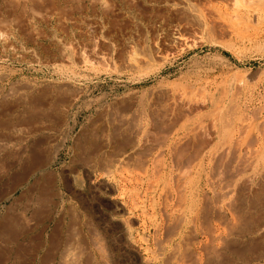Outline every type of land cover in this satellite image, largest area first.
Returning a JSON list of instances; mask_svg holds the SVG:
<instances>
[{
  "label": "rangeland",
  "instance_id": "rangeland-1",
  "mask_svg": "<svg viewBox=\"0 0 264 264\" xmlns=\"http://www.w3.org/2000/svg\"><path fill=\"white\" fill-rule=\"evenodd\" d=\"M105 1L107 3L105 2L104 7L98 5L97 7L91 0H0V25L11 26L7 44L0 45V177H3L6 183H12L14 180L16 184L20 183V188L27 189L36 187L35 183L38 182L36 178L52 179V186L48 185V197L40 198L48 199V214H53L55 219L60 218L62 231L68 239L60 249L62 257L51 258L58 261L55 264H173V262L188 264L191 256L193 261L190 263L193 264H264V257H260L255 250L248 249L242 244L251 236L258 239L264 235V227L254 234L236 236V227L229 229L225 221L227 217L230 222L235 220L232 210L227 207L229 198L234 194L228 192L225 187L228 181L232 184L240 182L243 174L238 171V165L248 147L251 149L253 147L257 155L260 151L262 153H260L262 156H258V163L248 172H255L256 181L262 180L264 169V27L262 26L264 22H260L262 25L258 24L252 30L250 25H254V17L245 15L244 25H246L230 24L232 30L229 29L228 33L222 35V43L206 41L202 46L169 57L165 64L160 66L156 55L167 49L172 30L179 24L182 27L194 24L195 20L190 11L183 8L170 11V5L176 0ZM214 2L213 7L216 11L224 10L221 2ZM31 12L36 14V18L30 17ZM247 18L250 20L246 21ZM244 28L247 30L245 31ZM247 35L249 39L246 38ZM91 40L97 42V48L110 54L108 55L111 60L116 62L114 65L118 64L115 68L113 63L109 66L105 65L106 67L77 63L74 50L87 49ZM127 41L131 44L134 42L132 45L135 54L146 55L148 59L153 56L156 59L154 60L153 57L149 59L145 72L144 69L131 71L132 73L129 72L130 70L117 69L119 62L127 57V47H125ZM63 47L68 48L70 59L74 63H66L60 59L59 51ZM151 60L155 63H150ZM158 67H164L163 72L172 73L169 80L200 77L202 84L208 88L216 87L219 91L226 89L227 99L225 98L223 103L227 102L224 103V108L222 107L226 112L223 109L220 112V120L224 119L220 121L222 129L210 144L201 169L202 192L207 191L205 193L207 197L210 195L209 198H212V200L208 198L210 204H221L225 215L222 218L225 219L224 221L217 218L213 220L214 230L216 234L223 236L228 235L230 230L233 235V239L227 244L219 241V244L215 243V250L219 252L216 253L217 256L205 251L203 243L206 237L198 227L194 236L187 235L190 226H193L187 223L190 218L189 213L185 214L187 218L185 224L177 232L173 231L174 221L171 220L176 217L179 210L169 202L163 204L162 196H157L159 190L147 186L151 179L153 154L149 155L148 163L146 162L147 170L146 165L142 167L145 171L142 168L140 170V167H130L131 164L124 163L123 166L122 164L111 166L107 172L96 161L98 151L86 143L87 140L100 137L98 133L90 131H93L99 119L94 108L84 109L86 101L96 99L102 94H106L107 100L110 101L132 90L140 94L146 91L145 93L148 94L152 89L165 86L168 79H164L163 74H156ZM73 74L75 75L72 76ZM63 84L67 86L73 84L74 87H79L88 94L84 93L86 98L78 102L79 105L76 103L72 106H61L63 102L60 105V102L54 100V96L66 92V85L62 86ZM54 87L55 90L51 91ZM62 87L65 88L60 91ZM229 103L234 108H231ZM232 109L235 111L234 114ZM208 110L209 108L203 111L205 113ZM213 148H219L218 153ZM222 148L227 152L223 157L220 155ZM211 153H215V158ZM209 154L210 158H208ZM211 159L216 161V163L213 161L214 165ZM205 160L208 162L205 163ZM254 168L257 169L256 171H261L252 172ZM207 172H213V177ZM206 181L209 185L205 184ZM262 185L264 186V183ZM153 191H155L154 195L151 193ZM20 196L19 194V199ZM23 199L39 198L28 196ZM161 208L162 211L159 212ZM262 208L264 210V206ZM155 211L158 216L155 215ZM166 211L168 215L170 211L175 216L170 215L171 220H164L168 218ZM164 221L171 224L166 222L164 224ZM163 226L170 228L167 227L168 229L165 230ZM180 246L183 251L184 246L188 248L187 250L193 246L189 251L197 252H190L191 254H187L189 259L188 256L187 259H183L184 256L179 255L182 253ZM216 246L219 248L216 249ZM195 254L198 255L197 258ZM173 255L175 257H172ZM245 256L249 258L246 261L242 258Z\"/></svg>",
  "mask_w": 264,
  "mask_h": 264
},
{
  "label": "bare ground",
  "instance_id": "bare-ground-1",
  "mask_svg": "<svg viewBox=\"0 0 264 264\" xmlns=\"http://www.w3.org/2000/svg\"><path fill=\"white\" fill-rule=\"evenodd\" d=\"M91 1L93 4H96V6L98 5L100 7L101 6L104 7L105 4L107 3L105 0H91ZM214 1L221 2L223 4L224 10L218 11V9H217V11H216L215 10L216 8L213 7ZM170 8H171L170 11L172 9L174 10L176 8H180V9L183 8L184 10L187 9V11L189 10L191 15L194 17L195 22L192 21L194 24H190L188 26H186L185 25L186 23H184V25L186 27L183 24L182 25L184 27H182L181 24H179V26L177 25L176 28H174L172 30L170 38H169L170 42L168 44L167 49L164 50L163 52L157 53V55H156L160 66H163L165 64V62L169 59V57H173L174 55L181 54L183 52H186V51L193 49V48H196L198 46H202L203 44H205L206 41L210 42V43H215V42L222 43L221 42L222 37H223L222 35L224 33H228L229 29L232 30L230 28V24L231 25H233V24L244 25V23H245L244 22V16L245 15H248V17L249 16L254 17V19H253L254 25L253 24L250 25L252 30H254L258 24H259V26L262 25V24H260V22H262V23L264 22V20L262 21V19H264V0H176V2H174L173 4L170 5ZM34 12H36V11H34ZM34 12H31V14H29L31 18H34V17L36 18V14ZM186 13H188V12H186ZM260 19H261V21H260ZM249 20L250 19H248L246 21H249ZM263 27L264 26H262V28ZM235 29L236 28H234V30ZM10 30H11V26L4 25V24L0 25V45L6 43V41H8L7 39L9 37ZM246 30L247 29H245V31ZM257 31H259V30L257 29ZM240 33H242V31ZM247 34H249V32ZM255 34H254V36H255ZM246 38L249 39L248 35ZM132 44H131V42H128L126 44L125 47H127V57H124L123 61L121 60L122 62H119L120 64H119V67L117 69L119 71L130 70L129 71L130 73H132L131 71H138V70L144 69V72H145V68L149 63V59H151L153 56L150 55L151 58L149 57V59H148V56H146V55L135 54L133 52V45ZM85 46H87V45H85ZM81 48H82V46H81ZM86 48L87 49H85V50H83L84 48L82 50L81 49L74 50V52L76 51V53H75L76 58L75 59H76L77 63H83V64L89 63V64L97 65V66H105V65L109 66L110 63H113V65H114V63H116L113 60H111L109 53H108L109 54L108 55L107 52H103V50H101L99 47H98L99 49L97 48V42L96 41L94 42V40L93 41L91 40ZM161 51H162V49H161ZM59 52H60V59L62 61H65L66 63H74L70 59L71 57H70V54L68 52L67 47L66 48L63 47L61 49V51H59ZM140 53H142V52H140ZM153 59H154V57H153ZM154 60H156V59H154ZM152 62L155 63L154 61L151 60L150 63H152ZM115 65L117 66L118 64H115ZM115 65H114V68H115ZM158 68L159 69L156 72V74L157 75L163 74L164 79L167 78L168 80H166L165 86L161 85L158 88H156L155 90L152 89L148 94L145 93L146 91L143 93L141 92L142 94H140L138 91L132 90V91H128L124 95L121 94L122 96H120V97L117 96V98H115L113 100L111 99L112 101L107 100L106 94H102V96L100 95V97H96V99L95 98L90 99L92 97L90 95L91 97L88 98L90 100L87 99L88 101H86V103H85L86 105H85L84 109L90 110V109L94 108V110H96V114H97V117L99 119V122L95 125L94 129L91 128V129H93V131L92 130H90V131L92 133H98L100 135V137H98L97 139L95 138V140H92L90 138L91 140H87L86 143L89 147H92L93 149L95 148L99 152V153L96 152L98 154L97 155L98 160H96V161H98L97 163L100 164L101 168L105 169L107 172L109 171L108 169L111 166H114L116 164H118L119 166H121L120 164H122V166H123L124 163L125 164L126 163L131 164L130 167H132V166H134L135 168L140 167V170H141V168L145 167V165L148 163L147 160H148L149 155L153 154L154 158H152L153 164L151 166L152 167L151 179H149V181H148L149 184L147 186L150 189L153 188L155 190L156 189L159 190V194L157 196H159V195L162 196L163 204L169 202L171 205L173 204L172 205L173 207H175L177 210H179V213L176 215V217H174L175 215L173 216L171 214L172 207H171V209L169 208L171 212L169 211L170 214L168 215V212L166 211L168 218L166 219L163 217L164 220H168V219L171 220V217L169 218V216L172 215V217H174V218L171 221H174V225H172L174 227V228L172 227L174 230L172 228L171 229L174 232H177V230L180 229L183 224H185L184 222L187 219V218H185L186 217L185 214L189 213L190 218H189V222H187V223H191V225H193V226H190L189 233H187V235L190 234V235L194 236L195 232H197V230L199 229V231L202 233V235L205 234V237H206V241H204L205 244L203 243V245H204L203 247H205V251H207V253H210V254L213 253L214 256L215 255L217 256L216 253H219V252L218 251L216 252V250H215V243L216 242L218 243V241H219L220 243L222 242V244L223 243L227 244L228 242H230L231 239H233V237H232L233 235H232V231H230V230H229V233H227L228 235H226V236L216 234V232L214 230L213 220L215 218L222 219V218H224L225 215H224L223 207H221L222 205L221 204L217 205L214 203H211L212 204L211 205L209 200H208L210 195L207 197L205 194L207 191L203 190L204 192H202L203 187L201 185V182H203L202 181L203 179L201 176V169H202V166L204 165L203 164V158L207 154L210 144L213 142L215 135L217 133H219L222 129V126L220 125V121H223L224 119L220 120L221 119V116H220L221 113L220 112L222 111V109L225 106L224 103L227 102V101H225L223 103L224 99L225 98L227 99V97H225V96H227L226 95L227 94L226 89L223 88L221 91H219L218 88H216V87H215V89L208 88L202 84V78H200V77H196L195 79L191 78V77H183L180 79H173L172 78V80H169V78L172 76V73L169 71L163 72L164 67H162V68L158 67ZM153 71H155V69ZM140 72H143V71H140ZM116 73H117V71H116ZM74 75L75 74H73L72 76H74ZM65 85H66V90H65L66 92H64L63 95H60L59 92H57V94H59V95L54 96L55 98L53 97L56 102H60L59 103L60 105L63 102V105H61V106H64V105L72 106L76 103L78 104V102L83 100V98H86V97H84V93H85L84 91L85 90L83 91V89H81L79 87H74L73 84L72 85L69 84L68 86H67V84H63L62 86H65ZM59 87H61V86H59ZM64 88L62 87V89L61 90L59 89V90L63 91ZM52 90H55V87L53 89H51V91ZM56 90L58 91V89H56ZM135 90H136V88H135ZM51 91H50V93H51ZM236 92H239V91H236ZM51 107H53V106H51ZM207 108H209L210 111L208 110V112L206 111L207 113L206 112L204 113L203 110H205ZM231 108H234V107H232V105H231ZM63 109H61V110L63 111ZM50 110H52V109H50ZM233 110L234 109H232L231 111H233ZM49 112L52 113V111H49ZM224 112H226V111L224 110ZM234 112L235 111H233V114H234ZM50 116L53 117V115H50ZM224 117H226V115ZM229 118H231V117H229ZM228 127H229V124H228ZM228 127H225V128H228ZM260 128H261V126H260ZM228 130L230 131L231 129L228 128ZM236 130H237V128H236ZM245 130H247V129H245ZM225 131H226V129H225ZM223 133H225V132H223ZM227 133L228 132L226 131V134ZM221 139H222V137H221ZM214 144H217V143H214ZM219 148H217V149L213 148V149H216L214 151L217 152V150ZM211 149H212V147H211ZM221 150H223V148ZM257 151H258V149H257ZM225 152H226V150H225ZM225 152L223 150L220 155L222 157L225 156ZM260 153H261V151H260ZM260 153H259V155L262 154V153L261 154ZM211 154H213V153H211ZM226 154H227V152H226ZM257 154L258 153L256 152V150L253 149V147H252V149H251V147L250 148L248 147L245 150V152L242 154V156L240 158V163L238 165L239 166L238 171L242 172V174H243V176L240 177L241 178L240 182H238V183L233 182V184H232L230 181H228V183L225 187L228 192H232L234 194V196L231 195V198H229V200H228L229 202L227 203V205H228L227 207H229V210L230 209L232 210V212H233L232 215H234L233 219L235 217V220H231L232 222H230L228 220V217L226 220L225 219L224 220L226 221L229 229L232 230V228L236 227L235 229H236L237 234L233 233L236 236L237 235L243 236V235H247V234H254V233H257L262 227H264V210L262 208L264 206L263 205V203H264V188L263 187L264 186L262 185V183H264V169L262 171L263 173L261 176L262 180H259V181H256V178H255L256 174H255V172H253L254 170L256 171L257 169L254 168L252 170L253 173H251V172L248 173L249 170L252 167H254V165L256 163H258L257 159H258L259 155H257ZM217 155L219 156V154H217ZM210 156L211 155L209 154L208 158H210ZM213 156L215 158V153L213 154ZM211 158H213V157H211ZM211 161H212L211 163H213L214 160L211 159ZM207 162L205 160V163H207ZM214 162L216 163V161H214ZM217 162H219V161H217ZM215 163H213V165ZM147 165L145 167L146 170H147ZM208 166L210 167V164ZM217 166H219V165H217ZM209 167H208V169H210ZM98 169H99V167H98ZM142 169H144V168H142ZM145 169H144V171H145ZM219 169L221 170V167ZM220 170H219V173H220ZM233 170H232V172H233ZM137 171L138 170H136V172ZM260 171H256V172H260ZM107 172H106V174H107ZM133 173H134V171H133ZM139 173H141V172H139ZM207 173H210V175L212 174L211 177H213V172H207ZM216 175H219V174H216ZM233 175H235V174H233ZM141 176H144V175H141ZM219 176H221V175H219ZM214 177L217 178V176H214ZM233 177H235V176H233ZM204 178H206V177H204ZM227 178H229V177H227ZM137 179H138V177H137ZM141 179H142V177H141ZM257 180H258V178H257ZM138 182H140V180ZM209 182L211 183L210 179H209ZM209 182L206 181L205 184L208 183V185H209ZM149 188L146 187V189H149ZM206 188H207V186H206ZM219 189H220V187H219ZM154 192L155 191H153L151 193H153V195H154ZM152 199H153V197H152ZM214 199L215 198L213 197V200ZM211 200H212V198H211ZM152 201H154V200H152ZM150 204H152V203H150ZM154 207H156V206H154ZM164 207H165V205H164ZM153 210L154 209H152V211ZM161 211H162V208L159 212H161ZM155 215L158 216L156 214V211H155ZM161 217H162V215H161ZM161 221H163V220L161 219ZM165 222L168 223L167 221H164V224H165ZM168 224H171V222ZM230 224H231V226H230ZM221 225H219V226H221ZM151 226H152V224H151ZM167 227L166 228L164 227L165 230L170 228V227H168V228ZM188 227H189V225H188ZM196 227H198L197 230H196ZM183 229H185V228H183ZM174 232H172V233H174ZM180 235H181V233H180ZM182 236H183V234H182ZM184 236H185V234H184ZM198 239H199V237H198ZM198 239L197 240L195 239V240L198 241ZM190 240H193V239H190ZM178 241H179V239H178ZM181 241H183V240H181ZM191 243L192 242H189V244H191ZM242 244L245 247H248V249L250 248L251 250L252 249L255 250L256 254H258L260 257H264V235H261L258 239H254L251 236V238L247 239L246 242H243ZM185 246L183 247L184 251L181 248L182 246H180L182 253H179V255L181 254L182 256H184L183 259L189 255L188 253H190V252L196 253L197 252V251L192 252L193 250L189 251L193 246L191 248L189 247L190 248L189 250H187L188 248L187 247L185 248ZM217 246H219V245H217ZM217 246H216V249L219 248ZM240 247H243V246H240ZM176 251H178V249H176ZM176 251H175V253H177ZM201 254L202 253L200 252V255ZM252 254H254V253H252ZM195 256L197 258L198 255L195 254ZM209 256H213V255H209ZM172 257H175V256L173 255ZM248 257H249V255H248ZM67 258H69V257H67ZM187 258L189 259V256ZM191 258H192V256H191ZM191 258L189 260L193 261ZM242 258H244L245 261L249 259V258H247V256L242 257ZM198 259H199V257H198ZM181 260H182V257H181ZM195 261H197V260H195ZM175 262L178 263L179 261L175 260ZM145 263H146V261H145ZM169 263H170V261H169ZM173 264H174V262H173ZM190 264H193V263H190Z\"/></svg>",
  "mask_w": 264,
  "mask_h": 264
},
{
  "label": "crops",
  "instance_id": "crops-1",
  "mask_svg": "<svg viewBox=\"0 0 264 264\" xmlns=\"http://www.w3.org/2000/svg\"><path fill=\"white\" fill-rule=\"evenodd\" d=\"M33 189L6 183L0 177V264H55L68 241L60 218L48 214V185L52 179L36 178ZM20 199L18 198V195ZM34 196L39 199H23Z\"/></svg>",
  "mask_w": 264,
  "mask_h": 264
}]
</instances>
